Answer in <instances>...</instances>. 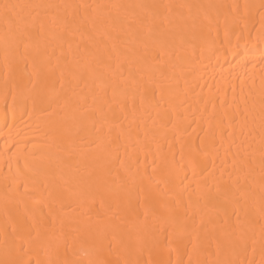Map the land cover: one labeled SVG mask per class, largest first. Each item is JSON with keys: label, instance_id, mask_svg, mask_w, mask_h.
Returning <instances> with one entry per match:
<instances>
[{"label": "bare ground", "instance_id": "1", "mask_svg": "<svg viewBox=\"0 0 264 264\" xmlns=\"http://www.w3.org/2000/svg\"><path fill=\"white\" fill-rule=\"evenodd\" d=\"M0 264H264V0H0Z\"/></svg>", "mask_w": 264, "mask_h": 264}]
</instances>
